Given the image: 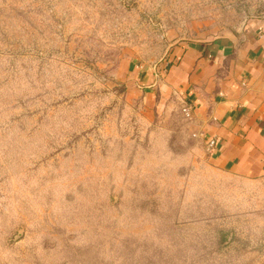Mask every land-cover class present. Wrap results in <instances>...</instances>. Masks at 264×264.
Listing matches in <instances>:
<instances>
[{"label": "rangeland", "instance_id": "rangeland-1", "mask_svg": "<svg viewBox=\"0 0 264 264\" xmlns=\"http://www.w3.org/2000/svg\"><path fill=\"white\" fill-rule=\"evenodd\" d=\"M263 17L264 0H0V264L264 263V174L220 169L168 79L176 47Z\"/></svg>", "mask_w": 264, "mask_h": 264}, {"label": "crops", "instance_id": "crops-1", "mask_svg": "<svg viewBox=\"0 0 264 264\" xmlns=\"http://www.w3.org/2000/svg\"><path fill=\"white\" fill-rule=\"evenodd\" d=\"M176 48L169 83L192 104L197 129L217 135L212 156L218 167L263 175L264 17L248 22L238 35Z\"/></svg>", "mask_w": 264, "mask_h": 264}, {"label": "built area", "instance_id": "built-area-1", "mask_svg": "<svg viewBox=\"0 0 264 264\" xmlns=\"http://www.w3.org/2000/svg\"><path fill=\"white\" fill-rule=\"evenodd\" d=\"M182 113L187 119H193V106L190 103H184L182 106ZM212 120H216L215 117L212 116ZM193 136L201 138L203 140L204 146L206 151L210 154H213L216 150L218 144V137L217 135H207L204 131L198 130L197 132L193 133Z\"/></svg>", "mask_w": 264, "mask_h": 264}]
</instances>
